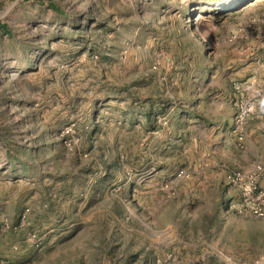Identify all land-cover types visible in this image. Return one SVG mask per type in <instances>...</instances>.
<instances>
[{
	"label": "rangeland",
	"instance_id": "obj_1",
	"mask_svg": "<svg viewBox=\"0 0 264 264\" xmlns=\"http://www.w3.org/2000/svg\"><path fill=\"white\" fill-rule=\"evenodd\" d=\"M0 264H264V0H0Z\"/></svg>",
	"mask_w": 264,
	"mask_h": 264
},
{
	"label": "built area",
	"instance_id": "obj_2",
	"mask_svg": "<svg viewBox=\"0 0 264 264\" xmlns=\"http://www.w3.org/2000/svg\"><path fill=\"white\" fill-rule=\"evenodd\" d=\"M234 177H235V178H239L240 175L234 173V174H232V175L229 176L230 179H232V178H234ZM249 191H250V189L248 188V189H247V193H249ZM251 212L254 213L255 215L263 216L262 209H260V208H257V207H251Z\"/></svg>",
	"mask_w": 264,
	"mask_h": 264
}]
</instances>
